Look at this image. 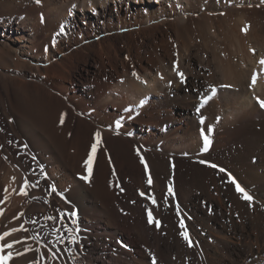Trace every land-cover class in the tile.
Returning <instances> with one entry per match:
<instances>
[{"label":"bare ground","instance_id":"bare-ground-1","mask_svg":"<svg viewBox=\"0 0 264 264\" xmlns=\"http://www.w3.org/2000/svg\"><path fill=\"white\" fill-rule=\"evenodd\" d=\"M70 10L91 31L61 32ZM0 12V234L27 229L4 241L27 238L10 264H264V0H0ZM79 63L95 70L73 75ZM72 211L77 245L59 222Z\"/></svg>","mask_w":264,"mask_h":264},{"label":"snow or ice","instance_id":"snow-or-ice-1","mask_svg":"<svg viewBox=\"0 0 264 264\" xmlns=\"http://www.w3.org/2000/svg\"><path fill=\"white\" fill-rule=\"evenodd\" d=\"M35 2L37 4L41 3V0H35ZM261 64H264V59H262L260 61ZM135 75V74H134ZM178 75L181 78V81L183 82L184 80V74L182 72H178ZM257 82V76L253 75L252 77V85H255ZM216 94V88L215 87H211V94L205 97V100L201 103L200 107H203L204 104H206L209 100H211ZM257 103L259 104V106L261 108H264V99H259L257 98ZM197 111L199 112V108H197ZM201 123L204 122L203 118L200 121ZM60 123L63 124L64 120L63 117L60 120ZM204 136V147L203 150L205 152L208 151V148L211 144V140L208 138L207 135H204L203 132L201 133ZM102 142V137H101V132L97 131L94 134V143L91 144V149H90V154L88 155L87 159L84 161V167L86 169L87 175L82 176L81 178L85 181H89L90 182V178L93 174V164L97 155V151H98V146L100 145V143ZM138 155H139V150H138ZM141 162L144 163L145 169H148V165L147 163L144 161L143 157L141 156ZM200 163H207L206 161L201 160ZM210 167L212 168H218V165L216 164H209ZM220 172H226V169L224 168H219ZM46 176V174H45ZM228 178L230 180V182L235 186V190L237 193H239L241 195V197L248 202H252L253 201V196L249 194V192L241 186L240 183L237 182V180L231 176V173H228ZM147 184L149 186H151L153 184V180H152V176L151 174L148 175L147 177ZM34 185L30 184L29 180L27 178H25L23 185L20 189L19 194L23 195V196H27L28 193V188L32 187ZM124 189L121 188V191H123ZM5 191H7V189H5ZM50 192L53 194H56L57 196H60L61 198H63L62 193H60L55 184L50 185ZM168 193L171 195H174V193L172 192V188L171 186H169L168 188ZM141 196H145L144 192H140ZM148 199H151V202L153 205H157V201L155 199L154 195H150L148 196ZM176 210L177 212H179V205H176ZM4 214V209L0 208V216H2ZM21 215H23L21 213ZM147 218H148V223L149 224H154L157 228L161 227V222L158 219H155L153 216V212L151 209H147ZM46 219L48 220H56L57 217L55 216H50L47 217ZM59 222L60 224L63 226V228L68 232V236L66 238L67 243H70L72 245H77L79 243L78 240V236L79 233L81 232V228L79 227V223H78V214L75 211L72 212H61L60 216H59ZM35 223V222H33ZM181 228H186V225L184 223L183 218L181 219V223H180ZM17 231H27V229L23 228V225L21 226V228L19 229H12L10 232L6 231L3 234H0V264H10V261L13 260L14 258V253L13 251H11L14 248L15 244H19V243H26L27 242V238H25L24 240H16L10 243H5L4 241L6 240L7 237H9L10 235H12V233L17 232ZM55 232L59 233L61 231L60 228H56L54 229ZM181 235L183 236V238L188 242V245L191 247L193 246L192 244V240L190 238V235L188 234L187 231H183L181 232ZM33 239H39L40 237L38 235L32 237ZM57 241L60 243H64L65 242V238L58 235L57 236ZM7 250V251H6ZM32 250L31 247H26L25 248V252ZM37 252H40V249H36ZM6 253V254H5ZM24 253H16L15 255L19 256V255H23ZM52 257L55 259L56 258V253L52 252L51 253ZM41 256H43V253L41 252ZM33 264H36V262H33ZM152 264H156V259L153 256L152 257Z\"/></svg>","mask_w":264,"mask_h":264},{"label":"rangeland","instance_id":"rangeland-1","mask_svg":"<svg viewBox=\"0 0 264 264\" xmlns=\"http://www.w3.org/2000/svg\"><path fill=\"white\" fill-rule=\"evenodd\" d=\"M72 14V15H71ZM0 17H1V12H0ZM80 26H82L84 29H86V30H89V31H91V29L89 28V26H87V23L85 22V21H83V20H80V18H79V14H78V11H76V10H70V12H69V18H68V20H66L64 23H62V24H60V31L61 32H66V33H69L70 31H73L74 33H76L77 34V30H78V28L80 27ZM196 31V33L197 34H199V29L197 30V27H196V29H195ZM198 31V32H197ZM78 35V34H77ZM102 37H103V35L101 34V35H99V37H97L96 39L94 38V39H91L92 41H96V42H98L99 40H98V38L99 39H102ZM90 41V40H89ZM99 43V42H98ZM69 45H71V44H69ZM98 49H100V47L98 46ZM100 55V50H97V52H95L94 53V56H96V57H100L98 54ZM120 55L119 56H121V57H123V53L121 52V53H119ZM59 58H61V56H59ZM118 59V60H117ZM119 61V58H115V65L117 66L118 65V62ZM104 69V70H103ZM102 69V73H104L105 75H107V76H114V78L116 77V78H118L117 76V74H116V72H115V70H112L111 69V67L109 66V68L108 69H106L105 70V68H103ZM109 69H110V71H109ZM75 71H73V75H77V76H80L81 74H84L85 76H86V70H89V71H94L95 70V68L93 67V66H91V65H84V64H81V63H79V65H78V67H76V69H74ZM113 72H112V71ZM114 73V74H113ZM113 74V75H112ZM75 77V76H74ZM115 78V79H116Z\"/></svg>","mask_w":264,"mask_h":264}]
</instances>
